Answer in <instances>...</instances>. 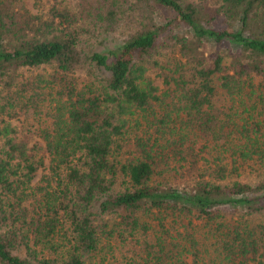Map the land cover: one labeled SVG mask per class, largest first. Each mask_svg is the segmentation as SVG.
<instances>
[{
  "label": "trees",
  "instance_id": "trees-1",
  "mask_svg": "<svg viewBox=\"0 0 264 264\" xmlns=\"http://www.w3.org/2000/svg\"><path fill=\"white\" fill-rule=\"evenodd\" d=\"M0 264H264V0H0Z\"/></svg>",
  "mask_w": 264,
  "mask_h": 264
},
{
  "label": "rangeland",
  "instance_id": "rangeland-1",
  "mask_svg": "<svg viewBox=\"0 0 264 264\" xmlns=\"http://www.w3.org/2000/svg\"><path fill=\"white\" fill-rule=\"evenodd\" d=\"M24 2L28 5V7L33 12H38L44 8H48L50 6L51 0H24ZM41 174H38V178H40ZM243 180H251L252 177L248 174H244L242 177Z\"/></svg>",
  "mask_w": 264,
  "mask_h": 264
}]
</instances>
